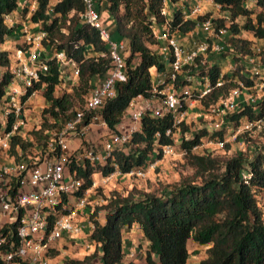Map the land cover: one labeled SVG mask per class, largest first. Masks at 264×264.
<instances>
[{
    "label": "trees",
    "instance_id": "1",
    "mask_svg": "<svg viewBox=\"0 0 264 264\" xmlns=\"http://www.w3.org/2000/svg\"><path fill=\"white\" fill-rule=\"evenodd\" d=\"M190 1L182 0L185 4ZM214 1L221 5V10L229 13L232 33L229 43L236 51L234 61H239V55L255 54L264 63V45L257 53L254 49L259 41L264 44V0ZM20 3L21 0H0L1 65L9 64V53L3 49V44L14 31L6 23L5 15L20 9ZM161 6V0H105V9L115 22L118 35L127 42V50L123 51L127 80L118 84V95L105 103L101 113L113 131H118L135 98L152 95L153 70L163 72L168 67V61L159 51L161 43L152 29L155 23L163 20ZM97 8L101 11L98 5ZM83 10L82 0H38L31 22L47 30L46 48L64 50L72 57L79 75L75 84L64 89L61 66L56 61L49 62L48 72L34 86V89L42 90L46 101L44 120L29 131L28 137L19 132L12 134L9 153L16 159L28 157L32 148H40L47 154L49 132L59 127L74 111L85 107L91 89L112 67L108 45L101 39L97 28L82 21ZM215 19L218 26L225 25V18ZM195 28V20H184L179 11L174 14L173 31L185 34ZM196 71L200 75L208 71L215 83L222 68L210 63ZM255 80L256 77L249 75L246 67L238 63L231 74L224 75V85L215 88L201 101L209 106L237 86L238 81L250 88ZM8 81L9 74L0 80V99ZM62 89L65 91L60 93ZM228 118L234 127L244 120H262L264 123V97L255 104L240 105ZM11 125L9 121L7 131L12 129ZM167 130L173 134L167 135ZM176 131L172 115L153 117L147 112L141 118L140 129L133 133L131 143L114 150L113 158L107 163H78V151L70 154L68 170L82 180V186L75 193L65 195L52 209L48 215L50 224L56 216L70 211L84 191L92 186L97 174L101 177L116 170L128 173L146 168L149 161L161 156L164 145L179 144L194 173L193 177L169 184L160 192L133 189L128 194H112L102 207L104 222L98 219L97 210L90 212L95 223L91 239L96 249L83 259L66 258L61 264H94L97 258L103 264H123L126 255L124 232L133 225L142 232L148 248L143 262L132 258L126 264H188L191 240L207 246L206 256L199 264H264V212L261 207L264 150L251 157L237 151L227 157L210 151L198 152L194 147L201 144L204 136L224 139V130L209 132L201 129L192 134L191 139L182 138L178 143L174 137ZM181 131H188L187 125L183 124ZM243 171L247 174L245 178ZM13 228H16L15 224Z\"/></svg>",
    "mask_w": 264,
    "mask_h": 264
},
{
    "label": "built area",
    "instance_id": "2",
    "mask_svg": "<svg viewBox=\"0 0 264 264\" xmlns=\"http://www.w3.org/2000/svg\"><path fill=\"white\" fill-rule=\"evenodd\" d=\"M82 1V21L99 30L101 39L108 45L112 67L91 89L86 97L85 107L74 111L59 127L49 132V152L45 160L31 165L21 159L13 166H0V264H51L50 252L58 249L56 244L61 239L70 238L73 239L72 244H76L75 240L84 233L89 236L87 245L94 244L91 232L95 223L90 217V212L94 209L89 207L97 200L91 202L89 198L99 186L98 179H94L92 186L84 191L70 211L56 216L52 224L49 223L48 215L65 195H71L81 188L82 180L67 167L71 154L70 142L73 137L88 136L95 123L108 132L100 138L99 143L93 142L78 151V163H107L113 158L114 150L122 149L131 143L133 133L140 129L141 118L147 112L153 117L172 115L175 128L181 132L183 124H190V109L202 102L201 100L215 88L224 85V75L231 74L238 63L247 66L249 75L256 77V80L250 88L238 81V85L232 88L228 95L220 96L215 103L210 104L209 115L216 122L215 129L219 130L225 124H230L228 116L236 112L240 105L255 104L262 98L248 94L239 104L244 91H260L264 88V63L258 55H239V61H233L228 71L222 70L215 83L211 81L208 71L203 75L196 71L198 67L212 63L209 59L211 53L223 55L228 52L233 58L236 53L229 42H216L223 37H228L229 40L232 36L229 13L221 10L220 4L214 0H192L188 4L182 0H161L163 20L155 23L152 29L154 36L161 43L159 49L168 61V67L159 72L153 83L151 96L139 95L131 102L130 117L134 124L127 130H111L101 113L105 103L118 95V84L127 80L123 54L127 49V42L123 39H113L103 23L96 0ZM20 4V9L5 15L6 23L14 28L13 32L19 31L21 36L15 48L8 51L9 64H0V80L5 74H9L5 93L0 99V149L4 150H9L12 134L20 132L24 126L27 120L25 105L39 91L34 89V86L41 80L42 75L48 72L49 62L56 61L61 66L62 84H65L67 73L74 79V83L79 75V68L64 50H50L45 47L47 30L41 26H32L31 16L37 10L38 0H21ZM209 6L214 7L215 11H211ZM25 7L27 11H24ZM177 11L182 14L184 20L196 21V28L185 33L193 36L192 46L188 47L180 41L179 35L183 33L171 29V22ZM218 17L225 18L224 26H218L215 19ZM261 48L257 45L255 52H259ZM197 59L200 60L199 63ZM9 121L12 122V129L7 131ZM263 126L262 120H244L237 126V132L244 133L253 127ZM166 134L171 135L173 132L167 130ZM184 134L185 139H191V133ZM225 142L226 139H222L218 144L222 146ZM176 145L162 146L161 156L177 153ZM158 158L149 161L146 168L134 169L128 173L116 170L107 176H101L100 179L104 183L118 176L144 179L147 177V171L156 166ZM242 176H247L246 171L242 172ZM261 207L264 212V196L261 198ZM14 224L16 228H13ZM127 256L135 258V251H131Z\"/></svg>",
    "mask_w": 264,
    "mask_h": 264
},
{
    "label": "rangeland",
    "instance_id": "3",
    "mask_svg": "<svg viewBox=\"0 0 264 264\" xmlns=\"http://www.w3.org/2000/svg\"><path fill=\"white\" fill-rule=\"evenodd\" d=\"M241 20V18L239 19ZM228 37H223L216 42H229L227 40ZM160 51V50H159ZM230 55L228 52L224 53L222 56H216V54L211 53L209 55V59L214 62L216 59H223L224 65L222 67H226L225 69L228 70L229 68V62H226V59L229 58ZM71 84V83H70ZM70 84L66 85L65 88L69 89ZM72 85V84H71ZM65 90L59 91L60 93L64 92ZM229 92H226L225 95H228ZM248 94H252L254 96L258 97H264V88L260 91H247L244 94H242V98L239 100V104H241V100L245 98V96H248ZM223 94V96H225ZM215 103V102H213ZM211 103V104H213ZM46 106V101L43 97L42 90H39L35 93V95L31 98L29 103L25 105V115L27 116V120L23 126V129L27 126L28 122L32 121L33 124L37 122L36 124H39L42 122L43 119V109ZM209 106H206L203 102H200L198 105L193 106V108L190 110V118L189 122L190 124L187 125V134H196L201 129H207L209 132H213L215 129V121L214 119L210 117L209 113ZM36 111V112H35ZM32 114H35L34 116ZM0 119H1V111H0ZM37 120V121H35ZM35 124V125H36ZM33 125V127L35 126ZM229 125V126H228ZM33 127H30V129L26 132L29 133ZM222 130L225 132L226 142L224 145L220 146L218 144L219 140H222L221 137H208L204 136L201 141V145L199 148L194 149L198 152H205L210 151L214 155L227 157L232 154V152L237 151L241 153L245 157H251L254 155L255 152H258L260 150H264V126L262 128L253 127L251 130L246 131L244 133H238L237 127L233 126V123L225 124L222 127ZM185 132H179L177 131L174 134V137L176 139V142L178 143L182 138H185ZM227 144L229 148L227 147ZM177 146V153L172 154L171 156H160L157 160V164L155 167L149 169L147 172V177L144 179H138L134 176H118L113 177L108 182L104 183L101 181L100 177L98 176L96 179H98V188L93 191L92 196L97 197L96 201L93 197L89 198V201L94 202L93 206L89 208H93L94 210L98 211V219L100 221L104 220V210L103 206L106 205L109 202V197L114 194L115 192H119L122 194H128L129 191L136 189L139 192H160L162 189H164L169 184L175 183L177 181H181L184 178H191L193 177V168L187 163L185 160L184 154L185 152L181 150L179 147V144ZM182 151V152H181ZM9 154V150L1 151L0 150V157H5V155ZM26 158L22 160H26L28 164H35L40 163L43 160L47 158V154L43 153L42 149L40 148H32L28 151ZM16 159V158H15ZM19 159H16L18 161ZM5 161V159H4ZM0 165L1 158H0ZM94 200V201H93ZM66 249V247L64 248ZM80 248L77 247L76 249H71L68 253V256H66L64 253L61 252L60 257H56L54 259L55 255L57 256V253H60L59 251H51L50 255L52 256L51 264H57V260H65L66 258H77V259H83L85 256L81 253L79 255H76V251ZM76 250V251H75ZM98 261V258L95 260V262ZM94 262V263H95Z\"/></svg>",
    "mask_w": 264,
    "mask_h": 264
},
{
    "label": "crops",
    "instance_id": "4",
    "mask_svg": "<svg viewBox=\"0 0 264 264\" xmlns=\"http://www.w3.org/2000/svg\"><path fill=\"white\" fill-rule=\"evenodd\" d=\"M97 1V5L101 8V14H102V18H103V23L105 24V26L109 29V31L112 34L113 39L115 40H122V38L118 35L117 31H116V26H115V22L113 21V19H111V17L109 16V14L107 13L106 9H105V0H96ZM53 2H57V0H53ZM211 11H215V8L212 6H209ZM33 27H37L36 25H32ZM18 29V28H17ZM201 35V34H200ZM248 37L250 36V34H247ZM20 32L15 30V32H13L8 38L7 40L4 42L3 44V49L7 50V51H12L13 48H15V46L20 42ZM180 41L185 44L186 46H192V42L194 40L193 36H189V34H181L179 35ZM124 40V39H123ZM263 42L259 41V46L263 47ZM127 50V49H126ZM125 50V51H126ZM216 56H222V54H216ZM224 61L223 59H216V61L212 62L214 64L219 65L223 71H228L230 69V65L233 63L234 59L232 56H230L229 58L226 59V62H229V68H227L228 70H226V67H222V65H224ZM245 66V65H244ZM246 68H248L247 66H245ZM69 73H67L66 79H65V84H62L63 88H65L66 85L68 84H75L73 82L74 79H72V77H70L68 75ZM153 75H154V82L157 79V77L159 76V72H156V70H153ZM251 91V90H248ZM247 91H244V93ZM243 93V94H244ZM199 104V103H198ZM196 104V105H198ZM1 106V105H0ZM191 110V109H190ZM0 111H1V107H0ZM36 112V111H35ZM33 116L35 114H32ZM27 117V116H26ZM34 121V120H32ZM30 121L28 122V127L26 126L24 129L23 127L20 130V134L24 137H28L29 134L26 132V130L28 131L30 129V127H33V125H35L37 122H35V124H33V122ZM37 121V120H35ZM134 124L133 120L130 117V109L127 111L126 115L124 116L123 120L121 121V123L118 126V129L120 130H127L129 129L132 125ZM107 129H104L101 127L100 124L95 123L92 126V130L91 133L88 134V136L86 137H73L71 139L70 142V152H74V151H79L82 147L84 146H89L91 145V143L95 142V143H99L100 138L107 133ZM1 151H5L4 149H0ZM20 156H22L20 154ZM1 158V163L2 165L0 166H13L16 161L14 156H11L10 153L8 155H5V157H0ZM5 159V161H4ZM24 159L23 157L19 158V160ZM18 160V161H19ZM96 177H98V174L96 175ZM93 197V196H92ZM95 200L97 197H93ZM83 213V211H82ZM104 222V220L102 221ZM89 239L88 234L84 233L80 238H77L75 241L77 242L76 244H72L73 239L70 238H63L61 239L56 245H57V250H60V253H57V256L55 255L54 259H56V257H60L61 252L64 253L66 256H68V253H70L69 251H71V249H76L77 247H79V250H75L76 255L79 254H83L84 256L92 253L95 249L96 246L93 244L91 246H88L87 241ZM81 242V243H80ZM124 244H123V249L125 252V261L123 263H126L127 260H130L131 258H129L127 256V254L129 255V253L131 251H135L136 257L135 260L139 261V262H143L144 258H145V252L146 249L148 248V244L145 241V238L143 237L142 232L140 231V229L138 228V226L133 225L132 227L128 228L125 230L124 232V240H123ZM189 250L191 252L190 257L188 259V264H199L200 261L206 256V249L207 246H203L200 244H197L194 241H189ZM66 247V249H64ZM53 262V260H52ZM59 262L57 264H61V261H56ZM94 264H103L101 262L100 259H98L97 262H95Z\"/></svg>",
    "mask_w": 264,
    "mask_h": 264
}]
</instances>
